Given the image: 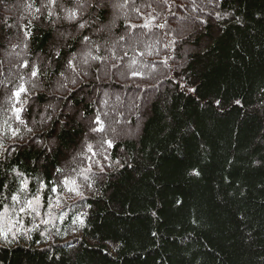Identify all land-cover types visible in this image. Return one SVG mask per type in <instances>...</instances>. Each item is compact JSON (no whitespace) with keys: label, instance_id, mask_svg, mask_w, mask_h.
Here are the masks:
<instances>
[{"label":"trees","instance_id":"16d2710c","mask_svg":"<svg viewBox=\"0 0 264 264\" xmlns=\"http://www.w3.org/2000/svg\"><path fill=\"white\" fill-rule=\"evenodd\" d=\"M117 1L0 0V264H264V0ZM80 71L158 79L135 136Z\"/></svg>","mask_w":264,"mask_h":264},{"label":"rangeland","instance_id":"374dc122","mask_svg":"<svg viewBox=\"0 0 264 264\" xmlns=\"http://www.w3.org/2000/svg\"><path fill=\"white\" fill-rule=\"evenodd\" d=\"M100 1H103V0H100ZM121 5L122 4L120 3V1H117V0L114 1L113 0V4H111V12L113 13V15H112L113 20L117 21L118 20L117 18L122 13V10H124V8H122ZM182 6H185L184 9H182V11L187 10V13H186L187 17L193 16L196 18V17L202 16V14H201L202 11L201 10L199 11V7H197L196 0H192V1L189 0L187 8H186V5H184V4ZM78 9H79L78 12H79L80 16L83 15V12H84L83 8L78 6ZM212 10H214L213 6L209 5L206 12L210 13ZM7 12H8V6L7 5H4V7H0V17L5 16L7 14ZM64 18H67V16L65 15ZM84 28H87V25L85 23L80 24V26L78 27L79 30H82ZM60 35H61V33L59 34V36ZM130 37H132L129 39L132 41V43H136V42L141 43L140 41L143 40L141 35L130 36ZM125 42H126V44L122 43V40H120V39L118 41L114 40V42H113L114 46L112 47L113 43L109 46L110 49H112V51H113L112 53H114V55L117 56L120 52V49L124 48L129 43L128 40H126ZM84 45H87V44L85 43ZM102 46L103 45H101V47H100L101 50H102ZM21 50H22L21 51L22 55L18 52V53H16V56H21L25 59V50L22 48H21ZM90 50L94 51V49H92V47L88 46L86 48V50L83 51L82 54H84L86 57H90V56H92L89 53ZM6 65H9V64H6ZM84 74L85 73H82L80 71L81 79H79L78 81L76 80V81L72 82V86H74L76 91L80 90L81 88H84V90L86 92L91 91L93 93V95H96V101H97L98 105L100 104L99 113L102 116L103 120L106 121L104 131H103V133H101V135H104V134H110L111 135L112 134L114 136H118L119 134L122 133L123 135L129 136V137L135 136L134 135L135 133H133L132 131H135L136 130L135 128H137L138 126L133 127L132 129L129 128V123L127 122V118H128L127 116L128 115L122 116L120 111L122 109L129 111V114L131 113V116L137 122L140 118L138 111L141 110V107L144 108V105H145L144 103H145L146 99L150 98V96H151L149 94L147 95L148 92L145 93V91L148 89H151V90H157V88L159 89L161 84H157L158 79H155L153 81L150 80V82L144 83L142 88H139V87L134 86V84H132V83H127V82L121 81V79H119L117 77V75L112 78V74L110 75L108 73L107 74L101 73L99 75V78H98L99 81L95 84L103 85L106 87L114 86L116 88V91L115 92L113 91V93H111L107 90H104V89L102 90L101 88L95 89V86L91 87L90 86L91 82L89 81V79H87L88 76L84 75ZM162 78H164V77H162ZM47 96L51 97V98L56 97L59 99V103H57L55 105L53 104V108H52L53 114L51 115L52 118L55 116L56 118L61 120V117L64 116L65 114L69 115V116L72 115V113H73L72 109L73 108L72 109L70 108L71 103L69 101L64 102V99H68V96L66 97V94H64L63 90L58 89L53 93H47ZM109 96L113 100L112 103H110L111 100H109ZM112 104H115L116 111L118 110V112L120 113L119 116L115 115V118L118 120L116 127L115 126L112 127L110 124V121H108L109 115H110L108 112L111 110ZM44 108L45 109H43L42 113H41V117H40L41 120L46 119L48 117V110L46 107H44ZM139 113H141V112H139ZM49 119H51V118H49ZM91 126H92V128L95 127L94 130L96 131V125L93 122V119L91 120ZM37 134L42 135L43 133H41V131H38Z\"/></svg>","mask_w":264,"mask_h":264},{"label":"snow or ice","instance_id":"6c2138e0","mask_svg":"<svg viewBox=\"0 0 264 264\" xmlns=\"http://www.w3.org/2000/svg\"><path fill=\"white\" fill-rule=\"evenodd\" d=\"M33 75H35V73H33ZM23 89H21V91H22ZM15 95H19V93H15ZM13 199H15V197H13ZM29 203H31V202H29Z\"/></svg>","mask_w":264,"mask_h":264},{"label":"bare ground","instance_id":"6f19581e","mask_svg":"<svg viewBox=\"0 0 264 264\" xmlns=\"http://www.w3.org/2000/svg\"><path fill=\"white\" fill-rule=\"evenodd\" d=\"M152 46V45H151ZM15 112V111H14ZM93 156V155H92Z\"/></svg>","mask_w":264,"mask_h":264}]
</instances>
